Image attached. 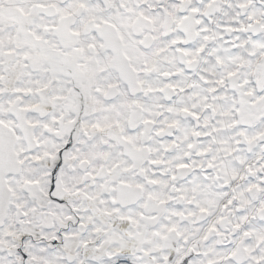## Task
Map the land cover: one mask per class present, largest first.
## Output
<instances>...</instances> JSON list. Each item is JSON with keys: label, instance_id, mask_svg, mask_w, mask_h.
Instances as JSON below:
<instances>
[{"label": "snow or ice", "instance_id": "obj_1", "mask_svg": "<svg viewBox=\"0 0 264 264\" xmlns=\"http://www.w3.org/2000/svg\"><path fill=\"white\" fill-rule=\"evenodd\" d=\"M0 264H264V0H0Z\"/></svg>", "mask_w": 264, "mask_h": 264}]
</instances>
